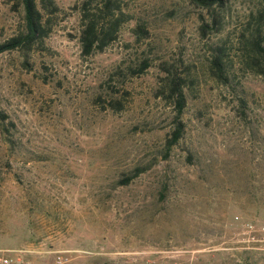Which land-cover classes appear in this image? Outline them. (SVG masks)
Returning a JSON list of instances; mask_svg holds the SVG:
<instances>
[{"label":"rangeland","instance_id":"374dc122","mask_svg":"<svg viewBox=\"0 0 264 264\" xmlns=\"http://www.w3.org/2000/svg\"><path fill=\"white\" fill-rule=\"evenodd\" d=\"M54 1L41 43L0 53V249L17 264H264V231L245 230L264 226V79L240 61L264 5L224 0L202 34L190 0H121L132 18L83 55L87 0ZM20 29L17 0H0V43ZM219 45L226 83L208 70ZM173 75L186 102L168 149Z\"/></svg>","mask_w":264,"mask_h":264},{"label":"trees","instance_id":"16d2710c","mask_svg":"<svg viewBox=\"0 0 264 264\" xmlns=\"http://www.w3.org/2000/svg\"><path fill=\"white\" fill-rule=\"evenodd\" d=\"M193 4L207 11L209 23L201 18L199 29L202 34H206L217 29L220 19L215 11L216 7L222 6L224 0H190ZM264 5V0H258ZM92 0L83 3L81 11V26L79 41L83 55H90L94 52L104 50L108 45L114 42L123 23L129 21L132 15L123 10L121 0ZM22 11V29L0 43V53L7 50L20 49L24 53L41 43L48 36L52 29V18L59 11V7L54 0H17ZM91 7V8H90ZM257 25L250 33V36L241 40L242 57L240 59L245 71H250L264 79V11L257 13ZM132 31L141 37L145 35V27L136 24ZM231 59H229L225 48L217 46L212 53L208 70L221 82H227L228 69ZM149 63L144 61L142 67L138 70L143 72ZM165 83L167 87V97L172 98L176 108L175 125L167 140L169 149L176 143L183 132V125L178 120V116L184 109L186 102V78L180 76H171ZM4 115L0 112V117ZM124 182H128V178Z\"/></svg>","mask_w":264,"mask_h":264},{"label":"built area","instance_id":"2783aa9c","mask_svg":"<svg viewBox=\"0 0 264 264\" xmlns=\"http://www.w3.org/2000/svg\"><path fill=\"white\" fill-rule=\"evenodd\" d=\"M245 230L249 233V237L252 241H255L254 232L257 230L264 231V226L257 229L254 223H245ZM19 252L13 249H0V264H17L20 261L19 256L16 253ZM70 258L66 256L63 252H58L54 256L53 262L51 264H68Z\"/></svg>","mask_w":264,"mask_h":264}]
</instances>
